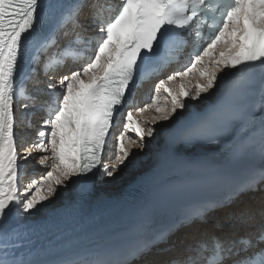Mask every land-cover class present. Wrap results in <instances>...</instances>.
Listing matches in <instances>:
<instances>
[{
	"label": "snow or ice",
	"instance_id": "snow-or-ice-1",
	"mask_svg": "<svg viewBox=\"0 0 264 264\" xmlns=\"http://www.w3.org/2000/svg\"><path fill=\"white\" fill-rule=\"evenodd\" d=\"M159 75L151 102L124 115L133 84ZM158 133L175 153L231 136L234 160L258 138L264 158V0H0V264H264V165L114 252L49 231L45 213L80 209L57 211L59 189L83 198Z\"/></svg>",
	"mask_w": 264,
	"mask_h": 264
},
{
	"label": "bare ground",
	"instance_id": "bare-ground-1",
	"mask_svg": "<svg viewBox=\"0 0 264 264\" xmlns=\"http://www.w3.org/2000/svg\"><path fill=\"white\" fill-rule=\"evenodd\" d=\"M170 74V73H169ZM165 76L162 75L157 78V82L159 79H164ZM58 79V77H57ZM154 82L146 83V87L142 86L140 91H137L139 100L136 105H132L131 111L133 112V115L136 116V108L137 107H144L146 104L145 96H143L145 93L150 95L152 91L154 92L155 85ZM46 98V97H45ZM43 113L39 111L38 115L36 116H42ZM36 116L34 115L32 117V122L36 120ZM39 123L33 124V125H42V119L38 120ZM162 124L166 122H161ZM121 125L117 126L114 135H119V132L121 131ZM25 130H30L31 132L34 130V128H28L25 127ZM30 138L32 139L33 132L29 133ZM31 143V141L29 142ZM146 147L143 150L140 149H134L133 152L136 153L138 156H136V159L139 158V161H136L133 156L130 158V162L127 164V166L122 167L124 170V173L122 176H120V173L122 169L115 174L114 178H106L102 182L98 181V187L97 189L103 194L104 197L107 196L106 201L103 202L102 207L107 204V202H111L112 199H117L118 197L122 196L125 192H127V189L137 186L138 184H145L151 180L154 179V176L157 175L156 171L159 169L170 171L172 167L174 166H185L188 161L191 160H201L202 158L201 153L209 152V150L212 148L213 144H207V145H201L200 143H192V144H180L177 145L179 148V152L175 153L173 150L168 146L167 143V135L166 134H157L156 138H146L145 140ZM30 146V144L25 145ZM22 151V149H21ZM193 153V154H190ZM200 153V155H199ZM43 153H40L36 156H34L33 160L38 165L37 161L39 159V156ZM205 154V153H203ZM197 156V157H196ZM33 167L32 164L28 165V171L29 168ZM189 167V166H186ZM186 169V168H185ZM184 169V170H185ZM33 173V172H29ZM36 173V172H35ZM37 174V173H36ZM72 187L73 185H69L66 188H61L62 194L57 195L54 198V203L56 205L57 211H59L61 208L65 206L66 203H69L73 194H72ZM250 195H256L259 196L260 193L257 192L255 194L249 193L246 195H243L241 197L242 201H249ZM251 202V201H249ZM54 215L53 213H45L44 217H51ZM179 235V233H178Z\"/></svg>",
	"mask_w": 264,
	"mask_h": 264
},
{
	"label": "rangeland",
	"instance_id": "rangeland-1",
	"mask_svg": "<svg viewBox=\"0 0 264 264\" xmlns=\"http://www.w3.org/2000/svg\"><path fill=\"white\" fill-rule=\"evenodd\" d=\"M152 93H153V91H152ZM145 96V100H146V103H150L151 102V99L149 98H147V95H144ZM149 96H151V93H150V95ZM125 114L124 115H126V113H127V111L126 112H124ZM39 122V121H38ZM123 116L121 117V120H120V125H121V131L123 130ZM42 126V125H41ZM33 135H35V133L33 134ZM26 147V146H25ZM38 154H40V153H34V156H36V155H38ZM44 154V153H43ZM191 154V153H190ZM136 156H138L136 153H134L133 154V158H135V160L136 161H139V158L138 159H136ZM30 164H32V166L33 167H30L29 168V172L31 171V172H33V173H37V178H38V175L39 174H41L43 171H44V169H43V166H40L39 164L37 165L36 164V162L33 160V159H31V161L29 162V164L28 165H30ZM124 173V170L122 169V171H121V173H120V176H122V174ZM104 179H106V178H104ZM62 190L61 189H59L58 190V194L57 195H59L60 196V194H62V192H61Z\"/></svg>",
	"mask_w": 264,
	"mask_h": 264
},
{
	"label": "water",
	"instance_id": "water-1",
	"mask_svg": "<svg viewBox=\"0 0 264 264\" xmlns=\"http://www.w3.org/2000/svg\"><path fill=\"white\" fill-rule=\"evenodd\" d=\"M236 185V184H235ZM96 187L94 188V192H93V194L94 195H98V196H103V194L97 189V187H98V183H97V185H95ZM122 195H124V194H122ZM120 197H122V196H120ZM119 198V197H118ZM177 217H178V215H177ZM176 217V218H177ZM167 226V225H166ZM165 227V226H164ZM161 228H163V227H161Z\"/></svg>",
	"mask_w": 264,
	"mask_h": 264
}]
</instances>
